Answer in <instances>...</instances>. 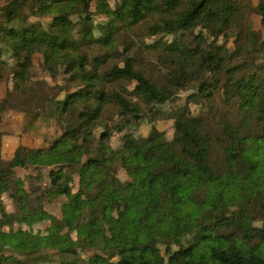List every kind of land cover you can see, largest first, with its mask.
<instances>
[{
    "label": "trees",
    "instance_id": "1",
    "mask_svg": "<svg viewBox=\"0 0 264 264\" xmlns=\"http://www.w3.org/2000/svg\"><path fill=\"white\" fill-rule=\"evenodd\" d=\"M0 93V264H264V0H0Z\"/></svg>",
    "mask_w": 264,
    "mask_h": 264
},
{
    "label": "rangeland",
    "instance_id": "2",
    "mask_svg": "<svg viewBox=\"0 0 264 264\" xmlns=\"http://www.w3.org/2000/svg\"><path fill=\"white\" fill-rule=\"evenodd\" d=\"M174 39V37H168L166 38L165 40L167 42H171L172 40ZM4 94L3 93H0V97H3ZM42 100H39V103H38V107L42 108ZM30 104V99L28 96H25L23 94H20V93H17L15 95H12L9 100H8V109L9 110H17V109H21L25 106H28ZM43 111V108L41 109ZM20 118V117H19ZM22 118V117H21ZM21 118H20V121H21ZM27 121V120H26ZM25 124V123H24ZM68 130L73 132L74 130L78 131L80 130V124L78 122H76L74 125L72 126H69L68 127ZM154 130V125L152 126H144L141 130V133L142 134H147L149 133L150 131ZM124 135L125 133H122V132H119L115 127H113L112 129V132H111V141L113 143H115L116 145L118 146H122L123 145V138H124ZM36 144L38 146L41 145V140L36 139ZM18 175L20 177H24L25 176V170L23 168H17L16 169ZM29 205L32 209H41V208H51L49 203H46V202H38L35 200L34 196L31 195L29 197ZM6 206L11 210L13 209V201L10 200V199H6ZM57 216V219H58V225L61 227L62 230H65L66 229V226H65V223L61 217V215L59 213L56 214ZM50 259L51 261H57V256L55 254H51L50 255Z\"/></svg>",
    "mask_w": 264,
    "mask_h": 264
}]
</instances>
